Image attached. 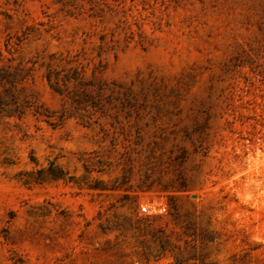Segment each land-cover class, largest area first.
<instances>
[{
	"label": "rangeland",
	"instance_id": "374dc122",
	"mask_svg": "<svg viewBox=\"0 0 264 264\" xmlns=\"http://www.w3.org/2000/svg\"><path fill=\"white\" fill-rule=\"evenodd\" d=\"M0 264H264V0H0Z\"/></svg>",
	"mask_w": 264,
	"mask_h": 264
},
{
	"label": "built area",
	"instance_id": "2783aa9c",
	"mask_svg": "<svg viewBox=\"0 0 264 264\" xmlns=\"http://www.w3.org/2000/svg\"><path fill=\"white\" fill-rule=\"evenodd\" d=\"M147 209L146 208H143V211H146Z\"/></svg>",
	"mask_w": 264,
	"mask_h": 264
}]
</instances>
